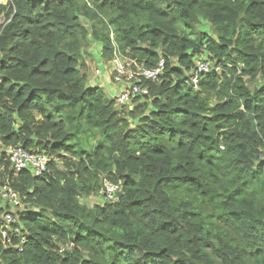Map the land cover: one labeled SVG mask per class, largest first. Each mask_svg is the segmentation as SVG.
<instances>
[{"label":"trees","instance_id":"16d2710c","mask_svg":"<svg viewBox=\"0 0 264 264\" xmlns=\"http://www.w3.org/2000/svg\"><path fill=\"white\" fill-rule=\"evenodd\" d=\"M1 20L0 189L20 205L0 197V264H264V0H0ZM93 46L112 84L115 56L166 72L121 105ZM13 147L48 172L16 174Z\"/></svg>","mask_w":264,"mask_h":264},{"label":"built area","instance_id":"2783aa9c","mask_svg":"<svg viewBox=\"0 0 264 264\" xmlns=\"http://www.w3.org/2000/svg\"><path fill=\"white\" fill-rule=\"evenodd\" d=\"M113 39L114 34H111ZM207 60V59H206ZM206 60H200L197 62V66L192 70L190 74L193 83L195 84V89H198L199 79L201 75L206 73H211L213 70L211 63ZM112 76L110 79L116 85L121 87V93L117 98V102L121 105L127 104L132 98L137 95H148L149 89L143 87V82H158L162 79L166 72V61L165 58H161L156 66L148 67L146 64L140 62L135 58L115 56L111 62ZM219 68L215 69V72L219 71ZM97 75H101V71L96 70ZM9 158L12 163L13 169L16 174L25 169H31L35 176H41L48 172V158L39 155H30L26 153L22 148L13 147L9 153ZM119 189L116 185L106 182L100 194L104 195L107 193L109 196H113L114 192ZM0 197L10 201L11 199L14 205L19 206L20 201L18 200V195L16 192L12 191L7 187L0 189ZM16 218L14 214L8 213L5 217V221L2 224L1 233L3 236L5 246H10L12 242L13 235H20V229H13L12 224L15 223ZM22 236V234H21ZM26 238L22 237L19 247L20 251H23V246L25 245ZM73 244H67L66 248H72Z\"/></svg>","mask_w":264,"mask_h":264},{"label":"rangeland","instance_id":"374dc122","mask_svg":"<svg viewBox=\"0 0 264 264\" xmlns=\"http://www.w3.org/2000/svg\"><path fill=\"white\" fill-rule=\"evenodd\" d=\"M3 2H5V0H3ZM2 20L0 21V24L3 23ZM98 48L99 47L93 46L92 48L87 49V47H85V49H87V50L84 53V55H85L84 56V63L89 67V72L90 71L92 72L91 76L93 74L96 75L95 74L96 69H99L101 71L102 77H100L99 79L102 80V82H103L102 85L104 87V91H105L108 99H114L118 95L120 88L108 81V76L106 75V71H108V68H106L105 64H107V66L110 67V62H108V60L106 61L104 59L105 60L104 61L102 59V57H101L102 49L101 48L98 49ZM204 56H206V55L205 54L202 55V57H204ZM212 64L214 67L213 62H212ZM91 78H93V77H91ZM244 81L252 90L257 88L261 82L260 80L250 81V79L248 77H245ZM51 160L55 162L56 167L60 172H63V171L66 172L68 170V167L66 166L65 161L63 160L62 157L58 156L57 158H51ZM80 199L82 200V203L90 204V205L103 202V200L97 196L89 197L86 199H84V198H80ZM0 205H3V204H1V202H0ZM24 208H25V206L20 210H23Z\"/></svg>","mask_w":264,"mask_h":264},{"label":"clouds","instance_id":"9594fccd","mask_svg":"<svg viewBox=\"0 0 264 264\" xmlns=\"http://www.w3.org/2000/svg\"><path fill=\"white\" fill-rule=\"evenodd\" d=\"M108 182V181H107ZM112 184H114V185H116L117 187H118V189H119V187L121 186L120 184H115V183H112ZM102 190V189H101ZM15 215V214H14Z\"/></svg>","mask_w":264,"mask_h":264}]
</instances>
